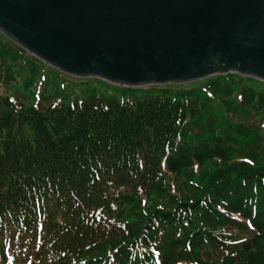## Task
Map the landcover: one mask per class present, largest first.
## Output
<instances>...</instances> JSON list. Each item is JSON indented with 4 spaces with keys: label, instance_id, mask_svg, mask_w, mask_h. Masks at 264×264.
<instances>
[{
    "label": "trees",
    "instance_id": "1",
    "mask_svg": "<svg viewBox=\"0 0 264 264\" xmlns=\"http://www.w3.org/2000/svg\"><path fill=\"white\" fill-rule=\"evenodd\" d=\"M50 69L0 34V264H264L263 82L123 100Z\"/></svg>",
    "mask_w": 264,
    "mask_h": 264
},
{
    "label": "water",
    "instance_id": "2",
    "mask_svg": "<svg viewBox=\"0 0 264 264\" xmlns=\"http://www.w3.org/2000/svg\"><path fill=\"white\" fill-rule=\"evenodd\" d=\"M0 34L72 78L264 83V0H0Z\"/></svg>",
    "mask_w": 264,
    "mask_h": 264
},
{
    "label": "rangeland",
    "instance_id": "3",
    "mask_svg": "<svg viewBox=\"0 0 264 264\" xmlns=\"http://www.w3.org/2000/svg\"><path fill=\"white\" fill-rule=\"evenodd\" d=\"M44 66L48 67L47 65H44ZM48 68H50V67H48ZM38 70H39V73H42L45 77H52L53 76V74L49 70H47L44 67H41L40 65H38ZM50 70L51 71H55L53 69H50ZM23 73H22V75H23ZM63 75L57 76V82H58V88L57 89H58V91L63 89L65 91H67V92H70V91L72 92L73 88L71 86L73 84H80V87L84 88L85 90H89L91 88L99 89V90H103L104 89L106 91V94H109V96L114 97L116 99H123V100H127L129 98H140V97L144 96L147 93L145 91H136V90H133V89H132L133 91H130V90H115L112 87L105 86L103 82H101L99 80H96V79H92V78H80L79 79V78L69 77V76H67L65 74H63ZM208 79H210V78H206V79L201 80V81H205L206 82V80H208ZM201 81L190 82V83L179 84V85L147 86V87H143V88H138L137 90H142V89L149 88V87L162 88V87H165V86H171L172 90L195 89V88L199 87ZM76 88H78V87H76ZM49 89L51 90V93H52L53 90L51 88H49ZM256 89L259 90L258 87H256ZM149 94L155 95L156 92H150ZM222 112H223V109H222ZM224 115L226 116V113H224ZM231 117H232L233 121L236 122V123H244V124L245 123H248V124L257 123L258 124L257 120H253L252 119L251 110H247L246 113L242 112L241 110L235 111V112H233L231 114ZM261 138H264V136L261 137ZM258 147H259V149L264 148V143L262 141H260L258 143ZM262 153H264V152H262ZM238 157H241V156L239 155ZM30 253H31V250H30ZM18 264H24V263H18Z\"/></svg>",
    "mask_w": 264,
    "mask_h": 264
}]
</instances>
